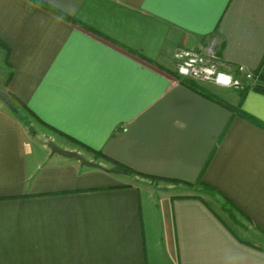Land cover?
Here are the masks:
<instances>
[{"label": "crops", "instance_id": "obj_1", "mask_svg": "<svg viewBox=\"0 0 264 264\" xmlns=\"http://www.w3.org/2000/svg\"><path fill=\"white\" fill-rule=\"evenodd\" d=\"M214 38L264 74V0H0V264H264V93L175 73Z\"/></svg>", "mask_w": 264, "mask_h": 264}, {"label": "built area", "instance_id": "obj_2", "mask_svg": "<svg viewBox=\"0 0 264 264\" xmlns=\"http://www.w3.org/2000/svg\"><path fill=\"white\" fill-rule=\"evenodd\" d=\"M215 38L204 48H179L174 52L176 73L185 78L213 82L234 90H243L255 82L254 75L243 67L232 73L221 69L215 51Z\"/></svg>", "mask_w": 264, "mask_h": 264}, {"label": "trees", "instance_id": "obj_3", "mask_svg": "<svg viewBox=\"0 0 264 264\" xmlns=\"http://www.w3.org/2000/svg\"><path fill=\"white\" fill-rule=\"evenodd\" d=\"M179 82L183 85H186V86H189L193 89H195L196 91H201L199 88L196 87V85H194L192 83V81L188 80V79H179ZM252 87L253 90L255 91H259V92H262L264 93V74H261V75H258L256 77V80L254 82V84L252 85H249ZM249 86H246V88H244L243 90H246L247 88H249ZM242 90V91H243ZM94 157L95 158H103L105 160H108L112 163V172H120L121 174L123 175H138V176H141V177H146V178H150L151 180H155V179H158L157 177H154V176H149V175H145V174H142L140 172H137L117 161H114L112 159H110L109 157L105 156L104 154H102L101 152H94ZM173 182H178L176 180H172ZM183 183H186V182H183ZM203 188L206 189V190H212L210 187L206 186V185H203ZM225 203L229 204V202L227 200H224Z\"/></svg>", "mask_w": 264, "mask_h": 264}, {"label": "water", "instance_id": "obj_4", "mask_svg": "<svg viewBox=\"0 0 264 264\" xmlns=\"http://www.w3.org/2000/svg\"><path fill=\"white\" fill-rule=\"evenodd\" d=\"M0 100L3 101V102H5L6 105L9 108L14 109L13 104H12L10 98L4 92H2V91H0ZM29 129L31 130V132H33V129L32 128H29ZM47 146L50 149L51 153H56V154H59V155L65 156V157L75 158L82 165H86V166H90V167L102 168V166L100 164H98L97 162L86 160L81 154H79L76 151L66 150V149L59 148L52 141H49L47 143ZM108 171H112V170L110 169Z\"/></svg>", "mask_w": 264, "mask_h": 264}, {"label": "rangeland", "instance_id": "obj_5", "mask_svg": "<svg viewBox=\"0 0 264 264\" xmlns=\"http://www.w3.org/2000/svg\"><path fill=\"white\" fill-rule=\"evenodd\" d=\"M215 48V47H214ZM175 64H176V61H175ZM176 73V72H175ZM176 77L178 79H188L190 81H192V83L196 86H199V82H208V81H201L199 79H191V78H185V77H181L179 76L177 73H176ZM208 83H213V82H208ZM218 85V84H217ZM218 86H221V85H218ZM221 87H224V86H221ZM228 88V87H227ZM229 89V88H228ZM231 89V88H230ZM210 191V190H209ZM220 204L222 205V208H223V211L231 218V219H234L235 215L236 214V210L234 208H232V206H230L229 204L225 203V201L221 200Z\"/></svg>", "mask_w": 264, "mask_h": 264}]
</instances>
